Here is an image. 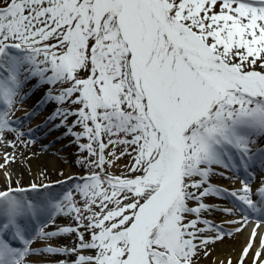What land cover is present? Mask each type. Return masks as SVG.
I'll use <instances>...</instances> for the list:
<instances>
[{"label":"snow or ice","instance_id":"6c2138e0","mask_svg":"<svg viewBox=\"0 0 264 264\" xmlns=\"http://www.w3.org/2000/svg\"><path fill=\"white\" fill-rule=\"evenodd\" d=\"M33 79L47 86L40 103L57 105L49 119L87 153L78 163L89 174L62 200L37 202L29 193L47 185L13 187L5 171L0 264H36L32 255L65 257L55 264H193L195 241L223 234L200 218L202 197L230 195L257 209L246 180L226 193L208 178L216 167L264 166V148H251L264 137V0H0V143L16 131L10 117ZM123 157L127 172L108 174ZM14 159L6 153L0 170ZM256 195L264 204V188ZM44 214L71 216L75 227L46 232L44 222L35 238L74 234L71 247L31 248L23 221ZM252 259L264 264V237Z\"/></svg>","mask_w":264,"mask_h":264},{"label":"rangeland","instance_id":"374dc122","mask_svg":"<svg viewBox=\"0 0 264 264\" xmlns=\"http://www.w3.org/2000/svg\"><path fill=\"white\" fill-rule=\"evenodd\" d=\"M38 89H46L47 86L40 85ZM33 104L32 98L30 95H26L22 103H17L13 109L11 120L15 121L13 127L16 129L15 132H6L3 136V143H0V153L5 155V147L9 150H14L15 147H8L9 140L16 146H20L18 136L21 139H24L28 144L32 145L38 139L47 140L46 151L48 153H53L58 158L62 160V163H59L56 168H59V171H51L49 176L46 175L49 179L48 186L49 188L46 190V193L38 192L35 196H30L33 200L39 202L40 200H44L48 197H54L57 199L63 198V196L72 191L75 188L77 183H80V177H84L89 174V169L86 165H81L78 163L87 153H83L78 148L77 143L74 141V137L66 136L65 128H57L56 126L60 123V119H47L44 116L51 117L53 112L56 110L57 105L51 103L50 105H42L39 109L34 110V107H31ZM59 119V120H58ZM75 119V117H70L68 123ZM30 130L31 134H19L18 130L20 129ZM75 131H79L80 129H74ZM64 142H61L64 140ZM264 137H260L257 139L256 143L251 145L253 152H258L261 148H264ZM86 140H81L80 143H86ZM55 147V149H53ZM131 158L123 157L119 161H116L113 165H106V171L108 174L113 176H121L123 173L127 172L125 165H130ZM13 166H16L15 163H11L7 166V172L11 175V172H14ZM96 169H93L95 171ZM243 170V169H242ZM244 171V170H243ZM0 180L3 182H7L5 179V170H0ZM242 180H246L248 182V186L252 189L253 195L252 200L253 203L259 205V197L256 195L255 188H264V166L260 164L259 161L256 162L255 166L250 170V174L246 177L240 176L236 171L225 170L220 167H216L214 172L208 178V184L222 188L226 193L238 192L243 184ZM40 183V182H39ZM221 187H219V186ZM206 186H208L206 184ZM73 198L78 202L77 206H82V197L79 196L76 192H73ZM240 205L245 206L242 202L239 201L238 198H235ZM201 202L208 206L207 211H203V214H200V218L203 220H208L212 224L222 228H226L224 224V220L218 219V214L223 209L229 208L230 211L233 210V206L227 207L221 201L220 196L216 195H206L201 198ZM190 203H197L196 201H191ZM247 207V206H246ZM261 207H259L260 209ZM195 217V216H192ZM240 216H236L234 218L235 228L230 229L228 234H235L237 229H239L240 225L238 220ZM33 220H24L23 224L26 226L28 233L31 234L33 238V242L31 244L32 249H42L47 246H55L57 244V237L53 240H48L44 238H35V233L39 231V228L43 225L44 222H47V226L44 227L47 229V232L50 230H58L60 228L69 226V222H71L74 226L75 223L72 220L71 216H67L64 214H56L53 219H50L49 216L38 221L36 225H32L31 222ZM205 227L203 224H200ZM232 230V231H231ZM234 232V233H233ZM215 229L211 231H205L203 235L205 237H214ZM255 237H258L257 235ZM245 241V247L247 246L249 240ZM18 246V245H17ZM244 247V248H245ZM260 245L254 246L250 252L252 255L257 249H259ZM228 250L230 247L227 248ZM228 250L225 255L228 254ZM231 250V249H230ZM87 253V252H85ZM224 255V254H223ZM29 259H36L38 263L47 264V263H55V260H51L50 256L46 255H32ZM59 259H64V257L59 256ZM67 259V258H66Z\"/></svg>","mask_w":264,"mask_h":264},{"label":"bare ground","instance_id":"6f19581e","mask_svg":"<svg viewBox=\"0 0 264 264\" xmlns=\"http://www.w3.org/2000/svg\"><path fill=\"white\" fill-rule=\"evenodd\" d=\"M40 84L35 80H31L28 85L26 86L25 92L27 95H30L33 101V104L31 107H34L33 109H39L42 105H50L51 103H40L44 99V95L46 92V89H38ZM56 111V110H55ZM53 112V114L55 113ZM52 114V116H53ZM51 116V117H52ZM45 119L50 120L49 115L44 116ZM59 120V119H58ZM19 134H31L30 130H25V129H20L18 130ZM18 140L20 143V146L16 145L14 150H9L8 148L5 147V153L8 154L9 156L14 157V162L16 166H13L14 172H11V179H12V186L13 187H20L27 189L30 184L35 183L38 186L43 184L47 185L45 188H41L39 192L41 191L43 194L46 193L47 189L49 188L48 182L49 179L46 175L49 176L51 171H59L58 166L59 163H62V160L58 158L53 153H48L46 151L47 147V140L43 139H38L34 144L30 145L24 139H21L18 136ZM11 141V140H9ZM62 140L61 142H64ZM264 142V140H263ZM8 147H11L8 145ZM55 149V147L53 148ZM5 162V155L0 153V164H4ZM11 164V163H10ZM7 171V169L5 170ZM44 173V176L42 177L40 174ZM238 174H240L242 177L248 176L250 173L243 172L241 169L237 171ZM6 179V178H5ZM7 182H2L0 180V190H2L7 183H9L8 180ZM18 182V183H16ZM40 182V183H39ZM205 187H207L205 185ZM203 189L199 190L202 191ZM259 188H255L254 191H258ZM197 191V190H193ZM199 191H197V194H199ZM38 192L37 191H32L29 193V196H35ZM259 197V201H260ZM221 201H223V204L226 205L227 207L233 206V210L230 211L229 208L223 209L221 212L218 214V219L224 220L225 224V229L222 228L221 225H219L218 228L223 230V234H219L215 230L214 237L208 236L207 238L209 239V243L206 245H200V241L197 240L195 243H197L198 248H197V255L193 259V264H228L229 261H231V264H239L241 260V255L243 252V249L245 247V239L246 236L250 237L253 234V231L255 230L256 234H258V237L255 239V243L253 244L254 246L260 245V240L261 236L264 237V218L262 217V213L259 210V207L264 208V204H260V206L257 207V209L252 210L249 209L246 206L240 205V203L232 196L230 195H223L221 198ZM258 201V202H259ZM190 206L196 207L197 203H190ZM260 208V209H261ZM243 209V211H241ZM228 210V211H226ZM203 214V211L201 212ZM243 214H248L252 215L255 218L259 220L258 223H256V226H248L245 223L240 224L239 232H235V234H228L227 232L232 228H235V223H234V218L236 216H242ZM48 215L44 214L41 215L39 220H42L46 218ZM196 217L189 216V219H195ZM37 220H33L31 222L32 225H36L38 222ZM69 226L75 227L71 222H69ZM198 227L203 228L202 225H198ZM44 231L47 232V229L44 228ZM50 231H56V230H50ZM48 231V232H50ZM232 231V230H231ZM234 233V232H233ZM76 242V237L75 235H69V236H58L57 237V244L56 245H67L69 247L72 246L73 243ZM55 245V246H56ZM230 247L228 250L227 248ZM228 250V254L225 255ZM88 254V253H85ZM224 254V255H223ZM47 256V255H46ZM59 256H50L51 260H58ZM65 259V257H64ZM67 259H72V257H68ZM32 261H35L36 264H42L38 263L36 259H31ZM47 264H55V263H47ZM243 264H253V259L252 255H248L246 258H244Z\"/></svg>","mask_w":264,"mask_h":264}]
</instances>
